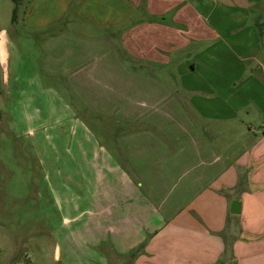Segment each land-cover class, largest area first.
<instances>
[{
  "label": "crops",
  "instance_id": "1",
  "mask_svg": "<svg viewBox=\"0 0 264 264\" xmlns=\"http://www.w3.org/2000/svg\"><path fill=\"white\" fill-rule=\"evenodd\" d=\"M112 5L114 22L134 21L131 57L108 38L63 32L46 39L40 65L78 101L74 139L92 143L74 141L89 156L68 174L55 157V205L71 214L57 233L67 264H264V0ZM10 38L1 27L0 100L19 92ZM51 116L44 127L65 119ZM90 117L110 121L105 142ZM22 255L1 263L32 261Z\"/></svg>",
  "mask_w": 264,
  "mask_h": 264
},
{
  "label": "rangeland",
  "instance_id": "2",
  "mask_svg": "<svg viewBox=\"0 0 264 264\" xmlns=\"http://www.w3.org/2000/svg\"><path fill=\"white\" fill-rule=\"evenodd\" d=\"M113 3L114 0H23L19 21L12 25L13 2L0 0V28L9 30L13 42L10 67L17 75L15 84L19 90L0 100V264L9 262L13 252L16 255L9 263L14 262L23 256V250L32 261L21 260L19 264H67V235L59 237L57 233L68 229L62 218L71 214L64 203L60 210L55 205V157L65 161L61 173L68 174L72 168L67 164L70 160L75 156L87 160L89 156L76 153L74 141L78 139L75 144H82L88 152L91 142L83 132L74 139V124L69 115L71 104H78L77 99L58 83L59 79L53 80L41 72L44 42L63 32L85 39L108 38L129 56L125 51L127 47H135L130 39H136L129 36L134 21L114 22ZM26 11L28 22L23 18ZM123 36L125 43L121 40ZM70 43V47L74 46ZM138 45L146 46L141 42ZM58 47L63 50L66 46ZM53 114L65 117L64 121L44 127ZM102 120L110 128V121ZM87 121L88 129L94 131L98 141L105 142L102 128L105 123L94 117ZM61 198L69 199L67 193ZM56 241L62 250L60 259L55 258ZM88 255L94 257V253ZM130 257L125 258L124 264H128Z\"/></svg>",
  "mask_w": 264,
  "mask_h": 264
},
{
  "label": "trees",
  "instance_id": "3",
  "mask_svg": "<svg viewBox=\"0 0 264 264\" xmlns=\"http://www.w3.org/2000/svg\"><path fill=\"white\" fill-rule=\"evenodd\" d=\"M12 2H13V8H12L11 20L12 22H16L20 14V6L22 5L23 0H12Z\"/></svg>",
  "mask_w": 264,
  "mask_h": 264
},
{
  "label": "water",
  "instance_id": "4",
  "mask_svg": "<svg viewBox=\"0 0 264 264\" xmlns=\"http://www.w3.org/2000/svg\"><path fill=\"white\" fill-rule=\"evenodd\" d=\"M239 202L237 200L231 201V212H238Z\"/></svg>",
  "mask_w": 264,
  "mask_h": 264
}]
</instances>
